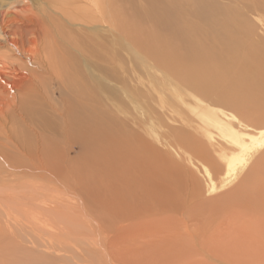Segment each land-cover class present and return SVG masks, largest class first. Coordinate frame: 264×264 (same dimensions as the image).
Masks as SVG:
<instances>
[{
	"label": "rangeland",
	"instance_id": "obj_1",
	"mask_svg": "<svg viewBox=\"0 0 264 264\" xmlns=\"http://www.w3.org/2000/svg\"><path fill=\"white\" fill-rule=\"evenodd\" d=\"M20 1L11 3L10 11L30 7L39 12L45 5L41 0ZM54 1L53 8L58 10L60 2L56 5L57 0ZM91 2L87 0L88 5ZM45 9L48 11L47 6ZM90 12L97 15L101 24L85 30L82 38L89 48L75 43L76 48L71 49L78 68H73L69 56L67 60H52L54 69L66 82L71 102L81 98L99 112L109 124L108 132L114 131L118 124L128 130H120V134L132 137L130 133L137 130L159 148L157 158L167 153L163 170L173 178L165 180L167 196L165 199L149 196L145 203L148 210L135 215H139L136 218L128 213L124 219L110 217L112 222L109 217L106 220L99 217L103 214L97 204L92 209L85 203V210L75 195L69 197L68 211L64 212L62 206L53 210L47 204H63L66 195L59 194L63 198L58 197L57 201L53 198L54 202L49 198L41 203L38 189L34 188L38 181L32 178L28 180L35 182L30 186L33 189L24 187L36 198L15 199V195L26 192L20 190L21 186L14 188L8 183L11 177L0 174V264H264V144L252 151H242L238 143L231 141L237 137L243 144H249L246 136L264 130V60H244L246 47H254L260 52L258 55L264 54V0H103L100 10ZM101 12L104 18L100 20ZM223 15L227 19H222ZM52 23L53 36L63 47L61 33L70 35L74 28L62 19ZM234 39L238 48L234 45L232 52L213 60V54L220 53L219 46ZM83 47L87 52L83 53ZM154 60L159 66L157 70L153 68ZM248 64L250 69L246 67ZM169 70L175 74L171 75ZM252 74L256 79L253 86L260 91H247L246 95L244 83ZM170 83L178 85L179 90L165 89ZM189 83H204L203 90L197 91ZM7 89L5 94L11 96ZM249 93L253 103L246 101L245 105ZM142 117H147V121L137 128V120ZM242 136L245 137L241 139ZM156 138L164 139L163 145ZM164 141H170L167 147ZM181 148L185 154L180 152ZM13 149L10 158L23 157ZM233 154L245 161L240 165L237 162V168L226 177V160ZM95 158L91 155L86 160ZM104 160L100 163L101 171L109 173ZM79 163L85 167L83 172L75 170V176L82 175L99 184L98 168L96 171L89 168L84 160ZM1 166L6 169L4 164ZM203 166L210 172V179ZM174 180L178 183L173 184ZM162 181L158 185L165 183ZM151 184L155 183L148 186ZM119 187L123 188L121 184ZM120 188L117 191L111 188L115 191L111 195L120 197ZM149 192L152 196L153 192ZM103 195L106 202L110 200L108 193L103 192L102 198ZM114 196L110 204H105L102 198L99 201L101 207L108 208L107 215L113 202L117 203ZM122 202L115 205L120 211L121 206L132 208ZM46 212L51 215L55 212L52 217L60 214L51 218ZM94 237H100L99 242Z\"/></svg>",
	"mask_w": 264,
	"mask_h": 264
},
{
	"label": "bare ground",
	"instance_id": "obj_2",
	"mask_svg": "<svg viewBox=\"0 0 264 264\" xmlns=\"http://www.w3.org/2000/svg\"><path fill=\"white\" fill-rule=\"evenodd\" d=\"M92 1L93 2H91L88 5L87 0H57L56 5L60 2V6L57 5V7H59L58 10H54L53 8L55 6L54 0H41V3L43 2L45 4L44 9H42L43 7H41V10L39 12H36L35 10L32 11L30 7H27L23 10L21 9L20 11L18 10L10 11L9 5L11 3L15 4L21 1L0 0V174H2L3 176L11 177L10 181L8 179V183H11L14 188L17 186H21L23 190L20 188L18 189H20L22 192L23 191L26 192V193H22L21 195H15V199L20 198L21 200L22 198H27V199L36 198V195L35 197H33L34 193L31 197L30 194L32 193L26 191L25 190L26 188L24 187L26 185L32 187V185L35 183L32 181L35 180L36 182L38 181L39 183V184L35 183L34 188L38 189L37 192L39 193V195L38 194L37 195L39 196V200L41 203H44L45 200L47 199L49 200V198H51L50 200H52L53 202L54 200L57 201L59 194H63V196L66 195L68 198L70 196L72 197V195H75L77 196L78 198L77 200H79V204H81L82 207L83 206L85 207L86 204L87 205L89 204V207H87V205L86 207L91 208L93 204H97L98 206L96 208L99 209L98 210L99 213L103 214V215L99 214L100 216L99 215L98 216L103 217L104 220H106L108 217H109L108 220H111L112 217L113 220L114 217L118 219H124L127 213L136 218L139 215L138 216L135 215L139 213L142 214V211L145 210L146 208L148 210V206L145 205L146 200L148 201V199L146 198L150 196V199L151 197L165 199L167 196L168 183H166L165 180L168 181V180H172L173 178L172 176H169L170 174H167L163 170V167L165 166L164 162H166V159H164L165 155H159L161 156V158L160 157L157 158L156 157L157 152L160 151L159 148L155 146L154 142L148 140L147 137H145L144 135H139V132L137 130L135 131V133H130L132 137L126 134H120V130L125 132H127L128 130L126 127H121L120 124H118L117 128H115L114 131L110 130L108 132L110 127L109 124L106 122V120L102 117V115L99 114V112L95 111L86 102H83L81 98L75 100L74 102H71V92L68 89L66 82L61 79L60 72L54 69V65L52 62V60H67L68 57L70 56L71 57L70 61L72 63L73 68L74 69L78 68L77 62L76 61L74 62V57L73 55L70 54L73 53L72 52L73 50L71 49L76 48L75 43H78L80 45L89 48V46L83 41L82 36L85 35L86 29L96 28L99 26L98 23H100V21L97 22V18H96L97 15L90 11L100 10L103 0H92ZM25 3H27L26 5H29L28 1ZM38 3H40L39 0ZM45 6H47L48 11L45 9ZM87 7H89L91 10H88ZM102 14L103 13L101 12L100 20L101 17L104 18ZM262 16L264 15L262 14ZM60 19L69 23L74 28V32L70 35H67L65 31H63L64 33H61L60 38L62 39V42H65L63 47H61L62 45L57 43L55 37L53 36L54 30L52 29L51 26L53 25L52 22H59ZM222 19H227V17L224 16ZM93 21H95L96 24H91L94 23ZM219 21H221V19L215 21L214 24H217ZM230 22H232L231 19ZM112 32L114 31L112 30ZM79 35H81V37H79ZM263 37L262 40L264 39ZM250 40L251 39H249V41ZM235 41L236 40L234 39V42L230 41L229 44H221V46H219L220 53H217L215 48L213 47V53L216 52V54H213V60H217L222 55L232 52L234 45L236 46V48H238ZM85 52H87V49L83 47V53ZM258 54H260V52L255 51L254 47L244 48V60H255V58L256 60H264V54L262 55H258ZM28 64H30V68L28 67ZM248 65L249 66L246 65V67L247 69H250L251 65L250 64ZM158 67H159L158 63L154 60L153 68L157 70ZM148 72L149 70H147V73ZM170 73H172L171 75L175 74V72H171V71ZM261 77H263V74L261 75ZM254 79L255 78L253 74L246 79V82L244 83L245 86L243 85L244 89L245 88L247 89L245 91L246 95L248 94L247 91H251V90L258 91V89H256L253 86L256 85L253 84ZM183 83H187V82H183ZM189 86L193 89H196L197 91L198 90L202 91L204 87V83H200V84L189 83ZM7 88H9V91L11 92V96L5 94V92L8 91ZM61 88H62V92L60 91ZM164 88L170 90L171 92H176V90H179V86L174 83L167 84ZM254 91L251 92L253 93ZM252 95H256V92L255 94ZM246 101L247 104L253 103V99L250 93H249V97L245 98V105H246ZM146 121H147V117L139 118L137 120V128L140 124H144ZM27 137L28 140H25L24 138ZM244 137L245 136H242L240 138L243 139ZM246 139H248L249 144L248 143L243 144V142H241L237 137L232 138L231 141L234 143H238L237 145L241 148L242 151L243 150L252 151L253 149L260 147L262 143L264 144V130L261 129L258 131L257 134L246 136ZM163 140L164 139L162 138L161 139L156 138V141L159 142V144H162ZM168 143H166V147L169 145ZM171 145H173L172 142ZM92 148H94L93 151H87L88 149H92ZM11 149L16 150L24 158L21 155L20 156L22 158H18L14 156L13 158L12 156L10 158L9 153H12L10 151ZM155 149H157V151ZM181 150L183 151L180 152L182 153L184 152V154L186 153L184 149L181 148ZM166 152L167 151H165L164 153ZM18 153L16 154L14 153V154L17 155ZM184 154H182L181 157ZM91 155H94L96 158L92 161L90 160L91 161L90 162L89 160H86V157ZM166 156L165 158H167ZM119 157L121 160L119 159ZM78 159L84 160L87 166H89V168H93L95 171L97 170L96 168H98L97 173H99L100 175L97 176V178L99 179L97 181L99 184H97L96 182H95L96 184H93L92 181L88 180L86 177H83L82 175H81L82 177L75 176L76 175V173H74L75 170H79L83 172L85 167V164H82L80 166ZM103 160L105 163L104 164L105 168L110 169L109 173H105L101 171V169L103 168L100 166L102 165L100 163ZM226 161L227 162H226L225 176L228 177V175H231L232 172L237 168L235 167L236 163L238 162L240 165L245 160L239 159L238 155L233 154ZM3 164L6 167V169L4 170L2 169L1 166ZM97 164H99V166ZM179 164L182 165V163ZM208 165H210V163ZM206 168L204 167V169L206 170L205 174H207V176L210 179L211 178L210 172ZM28 178L29 180L30 178H32L33 180L31 179V181H29ZM160 179L163 180L162 181L163 183L165 181V183L162 184V186L161 184L158 185ZM151 182H154L155 184H151L150 186H148V184H150ZM106 183L107 186H105ZM172 183L176 184L178 182L176 181L175 183L174 180ZM119 184H121L123 188H120ZM96 186L102 187V190L99 189L100 187L97 188ZM13 187L10 188L13 189ZM29 187H27L28 190H30ZM117 187L120 188L121 190V192H118V194L122 193L119 194L121 195L120 197L111 195L113 194V192L117 191ZM149 187L151 190H149ZM111 188H114L115 191H113ZM18 189L16 188L17 191ZM149 191L153 192V194L151 193L152 196L148 194L150 193ZM103 192L109 194L108 199L110 200H107V202L105 201L107 199V197H105L106 195L105 196L103 195L104 197L102 198ZM177 192L179 193V191ZM66 196L65 198L59 197L65 199V202H63V204L59 200V202H61L59 204H54L56 202L52 204V202H50V204L47 205H49V207L53 206V210L57 207L59 208V206H62L64 212L68 211L71 208L70 207L71 202H69L70 198L68 199ZM112 196L115 197L114 199L117 200L119 206L121 202L124 201L125 206L129 207L130 205H132V208L121 206L123 210L120 211L119 210L120 207L116 208L117 203L113 202L112 206L109 208V215H107L106 211L108 210V208L104 207L103 205L101 207L99 201L102 198L104 199V203L106 202L110 204V201L113 200ZM74 199L76 200V197ZM32 200H30L29 202L31 203ZM15 201L17 202L18 199ZM19 202H17L18 203L17 206H19L20 204ZM164 202L166 203L165 200ZM75 203L73 205H75ZM30 206H32V204ZM22 207L24 209L25 206ZM170 207H172V204ZM87 208L84 209L86 210ZM28 209L30 208L28 207ZM50 209L51 208H49V210ZM80 210H82V215H83L84 213L83 209ZM90 210L88 212H90ZM55 211L57 210L55 209ZM59 211H61V209ZM22 212L24 211H21L20 213ZM43 213L45 212L43 211ZM51 213H53L52 210ZM57 213L60 214L59 212ZM57 213L55 217L58 216ZM91 213L92 212H90V214ZM46 214L48 216L50 212L49 214L48 212H46ZM54 214L52 215L50 214L51 218H55L52 217ZM63 214L64 213H62V215ZM70 215H72V212ZM85 215L86 214H84V217ZM51 218L50 221L52 220ZM46 220L48 221V217ZM67 220L69 221L68 218ZM104 220H100V221H104ZM113 220L111 221L113 222ZM13 221L14 220H12V222ZM68 221L66 223H68ZM33 222L36 221L33 220ZM33 225L35 227V224ZM110 227L112 226L110 225ZM104 228H105L104 230H106V227ZM91 229L89 230L91 231ZM92 230L95 231L94 228ZM94 238H96L97 240L96 242H99L98 238L100 237L98 238L94 237ZM102 240L103 239H101V241ZM103 261L105 263L106 260Z\"/></svg>",
	"mask_w": 264,
	"mask_h": 264
}]
</instances>
